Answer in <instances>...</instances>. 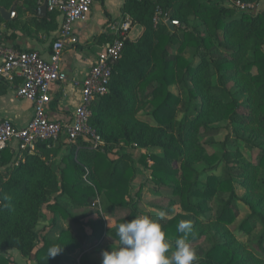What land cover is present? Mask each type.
Listing matches in <instances>:
<instances>
[{
	"label": "trees",
	"instance_id": "trees-1",
	"mask_svg": "<svg viewBox=\"0 0 264 264\" xmlns=\"http://www.w3.org/2000/svg\"><path fill=\"white\" fill-rule=\"evenodd\" d=\"M210 1H124L123 16L143 31L135 41H125L109 92L92 107L90 126L104 142L99 150L76 152L82 143L72 144L57 166L50 157L57 156L61 142L55 149L53 143H38L35 153L25 154L17 166H9L12 153L3 152L0 264H16L8 251H17L36 264H66L80 242L62 230L56 238L48 232L40 237V217L46 209L55 228L59 216L71 218L69 208L93 207L98 197L105 214L129 208L109 229L102 220L88 223L96 240L107 236L118 244L116 226L140 215L131 186L140 174L136 163L146 166V161L152 163L151 183L169 189L177 199L159 209L169 215L160 221L167 237L174 240L181 235L177 225L187 220L192 224L191 244L202 239L207 244L206 249H199L196 264H264V15L239 13L235 17L230 2ZM13 4L16 18L5 22L0 17V26L11 31L6 38L14 39L18 31L31 34L56 29V15L40 16L36 0H0L5 10ZM158 10L181 28L180 33L153 22ZM23 14L32 15L24 25L20 23ZM191 20H198L200 27L190 26ZM4 38L0 32V40ZM187 50L192 51V59L186 57ZM172 86L177 93L170 91ZM145 110L150 111L153 125L138 119ZM223 122L233 141L260 150L257 162L240 161L241 155L228 151L224 143L220 151L207 153L204 136L215 130L212 125ZM115 148L158 150L160 154L141 155L136 162L129 154L111 155ZM219 168L220 174H213ZM236 182L243 190L240 201L249 211L238 231L251 234L259 228L256 252L246 249L229 230L238 215ZM175 203L180 213L173 212ZM53 244L64 250L48 259ZM112 247L116 246L106 250ZM79 264L102 262L91 263L83 254Z\"/></svg>",
	"mask_w": 264,
	"mask_h": 264
},
{
	"label": "built area",
	"instance_id": "built-area-1",
	"mask_svg": "<svg viewBox=\"0 0 264 264\" xmlns=\"http://www.w3.org/2000/svg\"><path fill=\"white\" fill-rule=\"evenodd\" d=\"M39 7L46 2V12L60 19L57 36L50 46L48 59L36 51L17 50L9 45H0V78L8 83L19 80L16 96L29 101L33 106V115L23 128L14 126L7 119H0V163L4 151L14 155L12 165L17 166L25 154L36 151L38 143H56L63 137L68 144L79 150L96 151L104 142L90 126L92 107L96 101L106 96L112 78L113 67L122 57L124 43L131 30V21L126 20L114 25L110 33L112 38L97 55L85 78L80 82L81 99L68 123L49 120L47 107L50 103L51 86L67 80L61 68L62 55L67 44H74V27L86 20L91 12L94 0H36ZM239 13H255V7L240 1L231 2ZM157 11L153 22L159 23ZM166 23V21H164Z\"/></svg>",
	"mask_w": 264,
	"mask_h": 264
},
{
	"label": "rangeland",
	"instance_id": "rangeland-1",
	"mask_svg": "<svg viewBox=\"0 0 264 264\" xmlns=\"http://www.w3.org/2000/svg\"><path fill=\"white\" fill-rule=\"evenodd\" d=\"M235 0H224L222 2L223 5L226 3H231ZM206 2V0H204ZM211 3H216L217 0H211ZM246 4L254 5L256 14L264 15V0H254V1H246ZM239 12L235 10V17H238ZM27 16L23 14L21 24L26 23L30 20V18H26ZM24 25V24H23ZM190 26L200 27V22L198 20H191L189 22ZM3 25L0 26V28ZM139 28H136L133 32H131L130 36L135 38L137 36V32ZM181 28L175 27L174 32L180 33ZM264 50V45H263ZM186 57L192 59V51L187 50L185 52ZM231 86V84H229ZM173 93H177V88L172 86L169 88ZM149 110H145L140 112L137 117L140 121L145 122L149 125H153L152 118L149 116ZM182 118V114L179 111L177 113V119L180 120ZM227 124L225 122L218 123L212 125L214 127V131L208 133L204 136L203 142L207 143L206 149L207 153L211 154L213 152H217L221 150L222 143L225 144V147L228 151L237 152L241 156L240 161L243 162H257L261 152L258 148H250L242 141H233V137L230 134V131ZM93 128V127H92ZM95 130V128H93ZM96 131V130H95ZM229 135V136H228ZM228 137V138H227ZM65 146H71V144L65 143L63 137H61L60 141ZM59 146V143H53L54 149ZM111 155H124L129 154L132 156L133 160L137 162L141 155H149V154H160L158 150H140L136 148H124V149H111ZM51 158V157H50ZM147 165L143 166L139 162L136 163V167L139 168L140 174L136 177L131 186V196L133 200L137 202V209L140 211V214H146L149 216H155L160 208H167L170 205V202H177L176 197L171 195L169 189L164 187H156L150 181V169L149 166L152 164L150 161H146ZM2 170H0L1 172ZM213 174L219 175L220 168L215 171ZM205 175L201 176V180L203 181ZM238 200L235 201V206L237 208V218L235 222L229 226V230L234 234L236 239L241 242L246 249L251 252H256V237L259 233V228L256 227L251 234H246L238 231V226L241 222L249 215V211L247 207L240 201V198L243 196V190L239 186L238 182L234 185ZM62 205L65 208H69L66 201L62 202ZM172 210L174 213H180L181 209L177 203L172 205ZM129 208L125 210L118 211L114 214H105L103 207L101 205L100 197L96 200V205L93 207H84V206H73L69 208V213L71 215L70 219H63L62 217L57 218V223L55 228L50 225V214L45 209L43 214L40 217L38 222L37 230L39 232V236L41 237L46 232L51 233L52 238H56L59 231H67L71 234L72 237L76 238L80 242V246L78 249L74 250L70 256L69 260L66 264H79L80 257L85 254L88 256L89 261L91 263L102 262V251L106 250L109 245H115L118 247V244L114 243L107 236H102L100 240H96L92 234L91 230L88 227L89 222L102 220L105 223L106 229H109L113 226L115 219L125 216ZM169 218L167 214L162 220ZM110 226V227H109ZM55 229V230H51ZM199 256V249H206L207 244L204 239L192 245ZM10 255V254H9ZM197 262V261H196ZM194 262V264H196ZM26 264H35V262L27 261Z\"/></svg>",
	"mask_w": 264,
	"mask_h": 264
},
{
	"label": "crops",
	"instance_id": "crops-1",
	"mask_svg": "<svg viewBox=\"0 0 264 264\" xmlns=\"http://www.w3.org/2000/svg\"><path fill=\"white\" fill-rule=\"evenodd\" d=\"M124 1L94 0L88 18L75 25L73 36L76 42L65 46L61 60V68L66 73L67 80L53 84L50 89V103L47 107L49 120L60 123H68L71 120L81 99L80 82L87 75L97 55L111 40V28L130 20L122 14ZM104 11L109 15L108 18L105 17ZM158 12L160 13L159 10ZM26 16V18L32 19V15L26 14ZM159 20L162 23L167 21L166 18L161 16V13ZM55 22L57 27L53 31H32L31 34L18 31L15 33L14 39L6 38L11 34V31L2 26L0 32L5 38L0 40V45H9L17 50L36 51L47 60L51 43L57 36L60 19L55 18ZM136 28H139L137 36L132 38L130 34ZM142 31L141 26L131 23L128 39L135 41L142 34ZM101 36L103 38H100ZM18 85V79H15L13 83H8L0 78V119H7L14 126L23 128L32 118L33 106L29 101L16 96ZM67 153L68 146L62 145L57 156L51 157V160L57 166L60 159ZM13 159L14 155L12 154L11 160L13 161ZM0 170H3V168H0ZM8 254L16 264H26L28 261V259L21 257L17 251H8Z\"/></svg>",
	"mask_w": 264,
	"mask_h": 264
},
{
	"label": "clouds",
	"instance_id": "clouds-1",
	"mask_svg": "<svg viewBox=\"0 0 264 264\" xmlns=\"http://www.w3.org/2000/svg\"><path fill=\"white\" fill-rule=\"evenodd\" d=\"M166 215L160 210L155 216L140 214L130 222L119 223L115 232L118 247L102 251V264H194L198 261L200 257L189 240L191 221H179L177 232L181 235L173 240L167 237L160 222ZM63 250L64 246L53 244L48 248L47 258H55Z\"/></svg>",
	"mask_w": 264,
	"mask_h": 264
},
{
	"label": "water",
	"instance_id": "water-1",
	"mask_svg": "<svg viewBox=\"0 0 264 264\" xmlns=\"http://www.w3.org/2000/svg\"><path fill=\"white\" fill-rule=\"evenodd\" d=\"M38 13L40 16H44L46 14V2H43V4L39 7ZM0 17L5 22L13 21L16 18L15 4H13L9 10H5L3 8H0ZM175 25H176L175 22H173L171 20L166 21V26L171 32L174 31Z\"/></svg>",
	"mask_w": 264,
	"mask_h": 264
}]
</instances>
